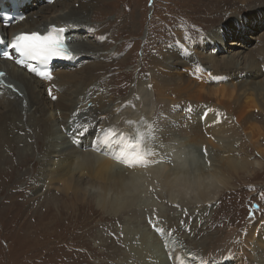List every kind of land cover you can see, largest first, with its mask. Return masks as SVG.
Returning a JSON list of instances; mask_svg holds the SVG:
<instances>
[{
	"label": "bare ground",
	"instance_id": "obj_1",
	"mask_svg": "<svg viewBox=\"0 0 264 264\" xmlns=\"http://www.w3.org/2000/svg\"><path fill=\"white\" fill-rule=\"evenodd\" d=\"M57 4L58 0H0V17L6 14L11 21L6 27L5 21L0 19V53L20 33L45 34L55 26L67 29L65 35L76 56L68 62L48 64L52 69L51 80H44L14 60L0 56V72L4 74L0 76V174L3 167L19 169L25 158L32 159L34 152H40L36 160L39 166L31 169V173L37 174V186L31 187L30 192L45 190L41 197L20 200L17 203L20 217L14 220L22 223L25 217L46 212L38 221L23 224L57 228L74 218L77 224L82 222L88 226L91 220H86L91 219L92 214L87 216V203L93 202L98 210L115 221V227H108L109 232L104 236L95 235L105 241V246L106 243L111 245L114 253L119 252L124 264H215L216 261L264 264L262 217L252 219L243 230H229L227 233L232 236L221 240L219 250H214L210 244L214 238L198 240L192 245L193 249L183 243L199 226L206 227V213L213 210L223 190L235 183L230 177L217 176L209 167L205 169L207 175L203 171L187 175L186 163H183L185 154L194 153L197 142L211 135H222L233 141L236 132L233 125L242 126L244 120L229 118L234 113L227 111L228 106H222L219 101L210 100L206 104L215 106L217 112L213 115L197 106L192 109V105L181 99L187 78L188 83L205 89L206 72L213 70L212 63L200 61L197 66H190L180 61L172 66L160 56L154 57L158 51L152 56L158 71L146 77L142 72L126 97L116 100L108 84L110 76L102 77L100 85L85 86L84 83L90 77L104 76V71H115L122 61L133 63L130 57L124 56L122 60L123 53L109 52L116 37L134 30L135 35H140L138 26L132 29V26L135 28L132 1H124L128 7L119 18L116 0H69L56 8ZM95 12L99 14L93 19ZM107 15H115V20H106ZM20 16L24 19H18ZM94 20L103 21L97 26ZM91 32L97 36V41L90 40ZM235 56L234 53L222 57L227 68L235 64L240 67ZM250 64L252 61L239 68L237 75L241 79L237 83L239 97L236 99L240 116L252 113L245 110L249 104L264 113V68ZM193 76L196 78L191 80ZM251 90L257 99L246 98ZM42 95L51 102L40 100ZM33 142L40 145L37 151ZM25 147L30 149L25 152ZM259 151L264 154L262 149ZM241 162L235 173L242 168L245 173L253 174L256 167L261 166L260 162L253 166L249 161ZM149 193L156 198L146 199ZM33 202L44 206L38 204L32 209ZM50 202L55 204L57 212L50 211ZM3 209L15 217L11 205ZM185 212L191 222L184 228L186 232L182 230L184 238L175 235L174 239L169 230ZM169 213L171 219L163 222L162 218ZM73 226L75 224L71 228ZM216 229L214 222L210 230ZM224 232L220 234L223 236ZM69 234L68 243L77 239L85 241L84 233L71 231ZM44 245L47 241L39 247ZM230 251L237 256L225 259L226 252ZM216 252L219 256H212Z\"/></svg>",
	"mask_w": 264,
	"mask_h": 264
},
{
	"label": "rangeland",
	"instance_id": "obj_2",
	"mask_svg": "<svg viewBox=\"0 0 264 264\" xmlns=\"http://www.w3.org/2000/svg\"><path fill=\"white\" fill-rule=\"evenodd\" d=\"M67 1L69 0H58L56 8ZM124 1L127 0H116L120 10L117 18L121 17L128 7ZM130 1H132L135 11V28L132 26V29H137L138 26L140 35H135L136 30H134L132 33L129 31L116 37L115 44L109 52L123 53L121 59L123 60L124 56L130 57L133 58V63L128 64L122 61L117 68L115 67V71H109L111 73L104 71V76L90 77L89 81L84 84L85 86L86 84L87 86L88 84L89 86L100 85L102 77L110 76L107 79L108 84L110 90L115 93L113 98L117 100L120 97H126L127 91L135 86L142 72L146 77L151 72L158 71L155 68L158 64L153 62L152 58L158 51L159 53L154 57L160 56L161 59L169 61L172 66L180 61L187 62L190 66H197L200 61L201 63L203 61L212 63L213 70L206 72L208 78L205 81V89L201 90L194 83H188L187 78L183 82L184 96L181 99H185L184 102L189 106L192 105V109L197 106L204 112L213 115L217 112L215 106L206 104L210 100L219 101L222 106H228L227 111L234 113L229 118L239 117L244 120L242 126L233 125L236 130L233 141L222 135H211L209 139L197 142L196 148L193 150L194 153L186 152L183 163H186L184 167L187 175H196L201 171L207 175L208 171L205 169L209 167L214 170L217 176L230 177L235 183L223 190L219 200L214 204L213 210L206 213L208 221L206 227L199 226L190 239L183 243L189 249H193L192 245L198 240L214 238L210 244L214 250H219L223 244L221 240L231 238L232 234L227 233L229 230H243L252 219L264 218V154L259 151L262 149L264 152V113L258 107L252 109L249 104L245 110L252 113H243L240 116L237 112L239 105L236 103V99L239 97L237 83L241 80L237 78L241 71L239 68L248 65L249 61H252L250 66L264 68V0ZM141 6L144 13L143 9L140 10ZM96 14L99 12H95L93 19L98 17ZM93 19L89 18V20ZM112 19L115 20V15L106 16V20ZM102 21L94 20L93 23L98 26L102 24ZM101 28L103 26L98 29L99 32ZM88 35L90 40L97 41L94 32ZM158 47L161 48L157 50ZM234 53L236 56L240 54L237 56V60L241 65L238 67L235 64V66L227 68L222 57H228ZM60 61L68 62L69 60ZM55 62L60 64L59 61ZM149 64L150 69L148 68ZM195 78L193 76L191 80ZM101 89L104 90V87ZM252 92L254 91L248 92L247 99L249 96H253V100L257 99V95ZM41 97L43 99L40 100L50 101L43 95ZM243 97L242 95L241 99ZM89 105H91L90 102ZM123 134L125 133H121V135ZM39 147L40 145L33 142V148L36 151ZM29 149L25 147L24 150L27 152ZM40 155V152H34L32 159L25 158L19 169L2 166L3 172L0 174V264H121V262L124 264L125 261L118 255L119 252L114 253L111 245L106 243L105 246V241L102 242V238L95 235L100 233L104 236L105 232H109L108 227H115V221L107 217L100 209L98 210L93 202L87 203V209H89L87 216L92 214L91 219L86 220L87 222L91 220L88 226L82 222L77 224L74 218V220H68L66 224H59L57 228L52 225L36 227V225L26 224V226L23 224L31 220L38 221L46 212L25 217L22 223L14 220L20 217V209L17 205L20 200L43 196L45 191L43 188L40 193H34L38 190L30 192L31 187L37 186V174L34 175L31 172L39 166V161L36 160ZM15 159L16 157H14ZM241 161H249L252 166L260 162L261 166L256 167L253 174L245 173L242 168L240 172L235 173L234 170L241 167ZM234 162L237 164L232 168ZM154 198L156 197L153 193H149L146 197L148 200ZM38 204L41 207L44 206L41 202H33L32 209H35ZM9 205L14 210L15 217L10 211L3 209ZM50 205L49 209L52 208L50 211L57 212L55 204L50 202ZM186 215L187 212L180 216L181 219L176 220L175 226L169 230L174 239L176 237L184 238V228L191 222L186 219ZM171 217L172 215L169 213L162 220L163 222L164 220L168 221ZM214 222L217 229L212 231L210 229ZM184 223L185 225H183ZM72 224H75L74 228H71ZM166 228L169 227L166 226ZM35 229L38 230V233L35 232ZM222 230L225 231L222 233L223 236L220 234ZM71 231L84 233L85 241L77 239L68 243V235L70 236ZM169 232L165 233L170 235ZM46 241L47 245L39 247ZM78 254L81 256L78 257ZM226 255L225 259L237 256L231 251L226 252ZM212 256L219 255L216 252ZM209 260L211 259H207V261ZM229 262L231 261H216L215 264H229Z\"/></svg>",
	"mask_w": 264,
	"mask_h": 264
},
{
	"label": "snow or ice",
	"instance_id": "obj_3",
	"mask_svg": "<svg viewBox=\"0 0 264 264\" xmlns=\"http://www.w3.org/2000/svg\"><path fill=\"white\" fill-rule=\"evenodd\" d=\"M0 19L5 21L6 27L10 26L11 21L8 20L6 14ZM18 19L22 20L24 17L20 16ZM66 31L65 28L57 29L52 26L51 30L45 34L39 32L20 33L11 39L7 45L9 50L3 51L0 56L14 60L17 65L44 80H51V70L47 67L51 60L76 59V56L68 47L69 41L64 35ZM38 64L45 67L40 68L37 66ZM3 75V73H0V76ZM49 94L51 95V90H49ZM52 98L55 99L54 96Z\"/></svg>",
	"mask_w": 264,
	"mask_h": 264
}]
</instances>
